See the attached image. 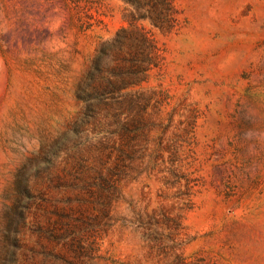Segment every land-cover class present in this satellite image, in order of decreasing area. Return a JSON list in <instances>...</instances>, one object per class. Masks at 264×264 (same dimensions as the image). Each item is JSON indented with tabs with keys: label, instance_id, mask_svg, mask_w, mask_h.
Wrapping results in <instances>:
<instances>
[{
	"label": "rangeland",
	"instance_id": "374dc122",
	"mask_svg": "<svg viewBox=\"0 0 264 264\" xmlns=\"http://www.w3.org/2000/svg\"><path fill=\"white\" fill-rule=\"evenodd\" d=\"M170 2L0 0V264H264V0Z\"/></svg>",
	"mask_w": 264,
	"mask_h": 264
},
{
	"label": "trees",
	"instance_id": "16d2710c",
	"mask_svg": "<svg viewBox=\"0 0 264 264\" xmlns=\"http://www.w3.org/2000/svg\"><path fill=\"white\" fill-rule=\"evenodd\" d=\"M159 2L161 3V4H166V6L169 8V6L171 5V2H170V0H159ZM155 16L154 17H152V19H151V17H150V20H151V22H152V24H154L155 26H157L158 28H160V29H163L164 27V25H163V22H167L168 21V19H169V21L171 20V15L168 13V12H164V13H162L161 12V9L159 8V4H157V5H155ZM168 30H171V25L169 26L168 25V27H166ZM142 43H143V46H145V45H148V47L150 48V50H151V41L146 37V36H143L142 35Z\"/></svg>",
	"mask_w": 264,
	"mask_h": 264
}]
</instances>
